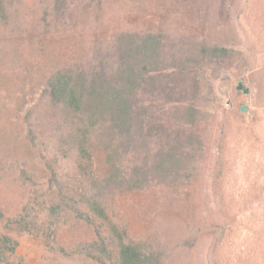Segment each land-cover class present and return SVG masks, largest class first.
I'll return each instance as SVG.
<instances>
[{"label":"rangeland","instance_id":"obj_1","mask_svg":"<svg viewBox=\"0 0 264 264\" xmlns=\"http://www.w3.org/2000/svg\"><path fill=\"white\" fill-rule=\"evenodd\" d=\"M25 1L41 4L42 0ZM104 2L107 9L99 19L91 11L88 16L72 19L71 29L92 36L101 30L105 36L115 27H148L168 33L182 50L198 53L204 42L229 47L230 55L221 68L213 67L212 55H199L192 61L191 81L201 85L186 95L193 104L194 117L188 119V111L180 119L160 108L166 113L161 118L164 137L179 127L177 119L194 123L193 131L200 136V144L188 159L189 167L180 172V182L165 190L166 195L182 191L183 198L175 199L174 205L164 197L156 198V193L110 188L114 201L106 204L108 217H96L84 203L97 196L101 185H93L91 172L82 174L79 166L88 164L79 159L70 127L54 115L53 120L46 118L51 113L43 98L32 117L25 119L27 125L37 128L32 135L35 140H31L39 150L34 168L33 163L18 159L23 147L17 142V149L7 150L9 141L15 139L0 132V153L7 151L11 164L0 178V203L5 213H18L32 198L34 205L29 211L38 215L40 225L49 223L54 229V234L50 230L38 235L26 231L17 234V257L26 264H114L112 227H116L126 241L136 243L146 254L154 251L158 264H206L209 252L219 264H264V0ZM25 53L28 56L30 49ZM240 78L250 89L248 93L237 89ZM243 104L246 111L241 110ZM10 114L8 109L0 112V130ZM96 167L95 173H105L102 157ZM48 179L53 180L49 188L44 183ZM53 184L59 190V215L49 210ZM214 189L223 193L219 215L226 224L216 247L210 237L199 235L201 213L216 215L212 208L217 201L209 195ZM84 191L88 197L78 195ZM74 192L77 203L72 199ZM98 243L104 244L102 250ZM211 260L207 258L208 264Z\"/></svg>","mask_w":264,"mask_h":264},{"label":"trees","instance_id":"obj_2","mask_svg":"<svg viewBox=\"0 0 264 264\" xmlns=\"http://www.w3.org/2000/svg\"><path fill=\"white\" fill-rule=\"evenodd\" d=\"M42 1L0 0V112H11L0 132L15 139L9 141L7 150L20 145L23 149L18 159L33 163L32 168L37 164L33 160L39 150L36 142H31L37 128L27 125L25 119L32 117L44 98L51 113L46 118L53 120L54 115L70 127L79 159L88 164L79 166L82 174L91 172L93 185H101L97 196L84 203L96 217H108L106 204H111L113 197L110 188L156 193V198L164 197L175 205V199H182L184 194L176 189L166 195V187L180 182V172L189 167L188 159L201 142L193 131L195 124L180 120L188 111L187 118L194 117L193 104L186 95L201 89L198 81H191L192 61L199 55H212L213 67L221 68L230 55L229 47L204 42L198 53L182 50L168 33L148 27L122 26L105 36L101 30L87 35V31L72 30L70 23L91 11L99 19L107 9L104 0ZM160 108L180 118H175L179 123L176 131L165 137L161 118L166 113ZM6 153H0V178L3 169L11 166ZM100 157L106 164L104 174L94 172ZM23 162L18 165L24 167ZM52 181L44 182L47 188ZM52 186L49 210L59 215V190ZM86 193L78 195L88 197ZM73 195L75 203L78 195ZM209 195L217 201L212 208L216 215L201 213L199 235L210 237L216 247L226 228L219 215L223 193L214 189ZM33 201L31 198L23 210L9 216L0 203V264H26L17 257V234L26 231L38 235L48 230L54 234L49 223L40 225L38 215L29 211ZM112 235L114 264L159 263L154 251L146 254L136 243L126 241L116 227H112ZM103 247L97 244V248ZM205 257L212 259L209 264H219L212 253Z\"/></svg>","mask_w":264,"mask_h":264},{"label":"water","instance_id":"obj_3","mask_svg":"<svg viewBox=\"0 0 264 264\" xmlns=\"http://www.w3.org/2000/svg\"><path fill=\"white\" fill-rule=\"evenodd\" d=\"M237 89H242L244 93H248L249 90H250L247 86L244 85V80H243V78H240V79L238 80V86H237ZM241 110H242V111H246V105H245V104H243V105L241 106Z\"/></svg>","mask_w":264,"mask_h":264}]
</instances>
